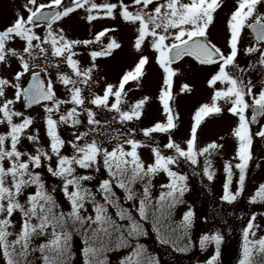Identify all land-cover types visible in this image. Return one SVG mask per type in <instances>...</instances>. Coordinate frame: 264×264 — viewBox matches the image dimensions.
<instances>
[{"label": "rangeland", "instance_id": "374dc122", "mask_svg": "<svg viewBox=\"0 0 264 264\" xmlns=\"http://www.w3.org/2000/svg\"><path fill=\"white\" fill-rule=\"evenodd\" d=\"M92 2L98 7L91 13L87 10L90 5L75 8L66 17H61L56 21L53 26L57 36L62 34L66 39L91 41L88 45L81 44L74 47V51L77 53L74 59L78 61L80 67L82 69L92 68L88 84L77 85L82 88V97L85 100L83 106L72 104L70 92L72 86H65L57 81L58 72L55 67L49 68L50 75L44 77L45 81L52 80L55 98L66 102L62 104L66 108L65 113L57 110L52 114V118L58 122V134L65 141V145L60 148V153L71 157L74 154V149L71 146L73 143L83 146L86 141L91 142L95 138V134H89L80 140L76 139V136L88 132L91 127L88 125L87 113L83 111L84 108H87L96 114L95 119L99 120L101 125H105L106 132L117 135L116 130H118L119 133H123L122 140L128 137V129L133 130L132 135L140 144L136 150L137 155L141 158L145 168L149 165L154 166L156 163L153 149L158 150L166 158L170 157L173 163L163 165L158 172L140 176L133 183L131 192L134 193L135 198L146 199L156 211L149 221L141 222L142 233L135 237H128L127 242L131 246L118 247V239L113 238L109 242L106 237H103V234H98L96 240H89L87 243L82 231H77L76 228L69 226L67 231L70 233L71 239L68 241L65 254L58 256L54 250L45 249L44 255L49 257L50 262L64 260L67 264H89V261L90 264H121L122 260L128 257H131L129 264L136 260H139L140 264H240L241 259L244 258L243 244L248 222L255 219L253 223L258 229L254 230L255 236H249L251 248L249 260L250 264H258L264 258V252L260 251L258 243L261 238H264V198H261V190L264 189V139L258 135L261 130H264V116L260 117L256 127L249 126V133L253 140L250 149L252 159L249 161L243 180H241L240 172L236 169V163L239 162L236 157L239 141L234 132L238 127L239 118L228 111L232 106L230 102L217 101L218 106L221 107V113L207 117L198 128L200 142L198 148H194L195 163L186 156H181L180 151H187V139L191 138V123L195 111L205 103L211 105V98L215 91L226 90L227 87L226 84L219 82L212 86L208 84L211 76L218 74L219 64L200 65L189 58H184L172 65L176 74L172 78L173 99L169 103L177 117V127L167 133H153L154 140L143 137L144 129L153 127L156 123H166L167 120L159 101V93L164 89V73L157 62L159 54L150 46L151 37H146L147 42L142 43L141 48L137 50L135 40L138 38L139 21H125L120 13L127 10L132 13L143 12L155 15V8L166 4L168 0H152L147 7L143 3L137 5L135 0L125 6L120 5L119 0H92ZM181 2L190 3L191 0H181ZM219 2L221 7L213 13V23L209 25L210 42L227 55L230 54L228 44L230 31L227 29V22L232 12L238 7L239 0H219ZM106 3L116 5L111 16L105 9L99 7ZM42 5L43 7H41ZM64 6H74L73 0H61L59 7L62 11ZM52 7H55L52 0H35V4H29L28 0H0V31L12 26L18 18L27 21V17L31 15L29 9L35 11L36 8ZM259 11L264 13V4L259 5ZM89 14L96 18L89 21L87 19ZM157 22L159 23L160 20L158 19ZM26 26L30 27L32 33L39 36L41 41L48 31L44 27ZM151 27L152 25H149L150 29ZM156 31L158 34L171 36L178 30L169 29L168 33H165L161 28ZM100 32H104V35L97 41L96 36ZM242 36L243 40L238 41V55L234 61L238 68L229 65L226 66L225 71L234 77L243 78L245 82L250 80L255 86L253 94L258 99L259 92L264 90V65L257 63L259 52L251 55L245 54V49L254 45L246 27L242 29ZM111 40H115L120 47L113 49L110 55L97 57L93 60L90 52L104 51ZM41 41H33V44ZM170 42L171 40L165 41V43ZM25 46L26 42L19 37L10 39L6 43V47L15 50L19 55L9 56L7 62H0V78L9 81V85L5 87V95L7 99L16 101L9 107L17 111L22 110V97L17 98V90L11 85L15 83V77L22 72L19 56L28 58L27 53L23 52ZM42 47L48 49L47 54L51 58L50 44H42ZM32 51L35 54L38 49H32ZM142 57H147L149 61L145 65V74L140 78L139 84L136 81H130L125 85L126 95L122 94L120 107L122 110L130 111L132 104L145 97L148 99L145 107L141 110L140 120L126 122V125H122L118 122L119 114L115 110H109L111 103L115 102L114 95H110L107 108L92 105L90 100L95 95L103 96L108 85H112L114 91L117 90L123 75L134 70L135 65ZM52 59L53 63H56L59 58ZM39 63L43 65V59ZM250 64H254L255 67H250ZM239 69H243V72ZM60 72L72 75L71 70L67 68L66 61L62 63ZM29 75V73L22 75L21 86L24 85ZM184 85H187L191 91L183 92ZM245 103L251 105L253 97L246 96ZM2 104L3 98H0V105ZM47 106L56 107L55 104ZM72 107L77 108L78 116L84 122L83 128H73L69 121L59 123L60 115H66ZM23 113L25 116L33 118L34 123L25 132L30 131L33 135L38 134V143L34 145L25 137L22 140V146L18 147L30 154H35L36 147H40L50 154V139L47 137L45 123L47 114L44 111V105ZM249 116L248 108L245 110L246 120H249ZM113 117H116L115 121H113ZM0 119H2V114H0ZM13 119L16 123L22 122L21 117ZM106 121L111 122V127L105 124ZM7 131L6 123L0 125V134H6ZM170 138L176 147H166ZM99 139L105 141V147L109 151L115 146V141L108 143L106 137H99ZM208 143H219L220 147L201 154V149L207 147ZM8 144L10 148V141ZM124 148L125 151L131 150L130 145L125 144ZM22 159L26 161L27 157ZM50 164L55 168V156H52ZM98 164H100L98 170L75 167L77 177H88L82 182L84 188L89 190L95 201L103 203L99 186L109 178V173L103 166L102 159L98 160ZM48 166L49 162L46 161L44 166L33 169L39 174V185L37 187L31 185L27 194L34 195L36 191H40L41 194L47 195L52 206L69 212L71 205L64 195V178L54 176L48 171ZM164 167L177 176L183 177L181 189L171 196L168 195L172 191L168 187L171 180L167 172L163 170ZM226 184L228 191L235 197L230 203L224 200ZM113 189L123 207L129 209L139 220V200L133 206L131 201L125 200L128 193L123 188H116L113 185ZM25 200L26 195L20 198L21 203H24ZM85 207L87 212L83 214L85 216L92 215L94 218L95 213L92 210V205L86 203ZM248 207H251L252 215L249 214ZM116 211V208L109 207L113 219L119 222V218L115 215ZM189 213L191 215L186 220L185 217ZM22 216V212L15 211L13 213V216L9 218L13 227L9 228V231L19 233L23 224ZM120 223H124L127 227V221ZM92 227L98 226L93 225ZM48 232V236L33 237L30 240V248L38 247L41 243L46 244L51 239V229ZM206 237L207 239H205ZM213 237L219 239L215 240ZM9 239L14 240L16 236ZM227 240L231 241V246L225 250ZM86 247L96 251H90L87 256L84 253ZM28 260L32 264H44L40 251L30 252ZM0 264H7L3 246H0Z\"/></svg>", "mask_w": 264, "mask_h": 264}, {"label": "snow or ice", "instance_id": "6c2138e0", "mask_svg": "<svg viewBox=\"0 0 264 264\" xmlns=\"http://www.w3.org/2000/svg\"><path fill=\"white\" fill-rule=\"evenodd\" d=\"M152 0H135L137 5L143 3L147 7ZM29 4H35V0H28ZM54 6H61V0H52ZM264 4V0H239L238 7L232 12L230 19L227 22V29L230 31V54L225 53L210 42L209 25L213 23V13L221 7L219 0H191L190 3H182L181 0H168L166 4H161L155 8V15L136 12L132 13L127 10L122 11L125 21H139L138 38L135 40V48L139 50L141 44L147 42L146 37H151L150 46L159 54L157 62L160 68L163 69V85L164 89L159 93V101L163 107V112L167 117L166 123H156L153 127H148L143 130V137L151 138L153 133H167L177 127V117L170 107V101L173 99L172 87L173 76L176 74L172 68L177 61H182L185 57H191L198 61L200 65H217L219 64L218 74L212 75L208 81L210 86L226 84V90H217L212 96V103L203 104L195 111L191 123V138L187 139V151H180L181 156H186L193 163L196 160V153L194 148H198L200 138L198 128L201 127L202 122L209 116L221 113V107L218 106L217 101L223 100L226 103L230 102L231 107L228 111L239 118L238 127H236L234 135L239 141V147L236 151L238 163L236 169L240 172L241 180L248 167L249 161L252 159L251 146L253 140L249 133V124H255L258 116H264V90L259 92V98L256 99L253 94L255 87L249 80L244 81L243 78L234 77L225 71L226 66L231 65L233 68H238L234 63L238 55V41L243 40L242 29L245 27L250 29L254 34L255 44L245 49L246 55H251L259 52L258 64L264 65V13L259 11V5ZM74 6H64L63 11L56 10L53 7L50 11L41 13L40 8H36L27 17V21L22 18L15 20L12 26L7 27L6 30L0 31V62H7L9 56L16 57L19 54L15 50L8 49L6 43L10 39L19 37L26 42L23 52L27 53L28 58L19 56L22 72L15 77V83L11 86L17 90V98L22 97L25 106L31 108L34 105H41V102L52 101L56 105L55 108L44 105L46 116V132L50 139L51 153L36 147L35 154H30L27 151H22V140L26 137L29 142L34 145L38 143V134L33 135L29 131V126L34 123L33 118L25 116L23 110H13L10 105H14L16 101L7 99L5 95V87L9 85V81L0 78V98H3V104L0 105V125L7 124L8 131L6 134H0V246L4 247V255L7 264H32L28 260L30 252L40 251L44 260V264H67L64 260H56L50 262L49 257L44 255L45 249L54 250L58 256H63L68 246V241L71 239L70 233L67 231L68 227H74L77 231H82L85 240H96L98 234H103L110 242L113 238L118 239V247L131 246L128 244V237H135L137 234L143 232L141 225L142 221H149L156 209L150 206L146 199L135 198L134 193L131 192L133 183L145 174H152L158 172L165 164H172V159L161 155L156 149L153 152L156 156V163L154 166H147L142 163L141 158L137 155V148L140 146L139 142L133 137L132 129H128V137L123 140V133L117 131V135H112L104 130L105 125L95 119V113L92 110L84 108L83 111L87 113L88 117V132L81 133L76 136L77 140L87 137L89 134H95V138L91 142H85L83 146L73 143L71 146L74 149V154L69 157L60 153V148L65 145V141L61 139L58 134V122L52 118V114L56 112L60 105L66 103L55 98L54 85L51 79L45 81L44 77L49 76L48 69L55 67L57 69V81L65 86L71 85V102L76 106H83L85 100L82 97V88L77 86L81 84H88L92 68L82 69L78 61L74 59L77 53L74 47L77 45H88L91 41H80L66 39L64 35L57 36L54 32V23L60 20L61 17H66L73 12L75 8H82L85 5H90L87 9L89 13L96 9L97 4L92 0H73ZM43 7V5L41 6ZM99 7L105 9L109 16L112 15L113 9L116 5L103 4ZM162 10L163 13H162ZM146 17V18H145ZM96 17L89 14L87 19L94 20ZM160 20L158 23L157 20ZM47 22V33L45 38H41L32 33V29L26 25H34L35 22ZM149 25H152L151 29ZM188 26V27H185ZM163 29L168 33L169 29H177L174 34L161 35L157 33V29ZM104 32H100L96 36L99 41ZM166 40H171L170 43H165ZM33 41H41L33 44ZM42 44L51 46V58L48 56V49L42 47ZM120 45L111 40L107 44L104 51H91L90 56L93 60L97 57L110 55L113 49L119 48ZM32 49H38V52L33 53ZM52 58H59L56 63H53ZM43 59L42 65L39 61ZM66 61L67 68L71 70V74L67 72H60L61 65ZM147 57H142L135 65L134 70L128 71L123 75L119 81V87L114 91L112 85H108L104 90L103 96L95 95L90 100L92 105L97 107H108L110 95L115 96V102L111 103L110 111L115 110L119 114L118 122L126 125V122L139 121L141 118V110L145 107L147 97L140 99L138 102L132 104L131 110H122L121 97L125 94V85L130 81L140 82V78L145 74V65L148 63ZM250 67H255L250 64ZM243 72V69H239ZM24 73L30 74V82L27 87H22L20 80ZM75 78H72V77ZM183 92L191 91V89L184 85ZM252 96L253 103L251 105L245 103V97ZM249 107L253 108V114L250 121L246 120L245 110ZM258 110V111H257ZM79 113L76 107H72L67 111V114H61L59 123H67L71 120L72 124L78 125ZM14 117H21L22 122H14ZM116 117H113V121ZM176 121V122H174ZM105 124L111 127V122L106 121ZM202 130V128H201ZM259 137L264 139V130L258 133ZM99 137H106L108 143L115 141V146L109 151L105 147V141ZM10 141V148L8 142ZM130 145L131 150L125 151L124 145ZM167 148H174L176 145L170 138ZM220 147L219 143H208L207 147L201 149V154L211 152ZM27 157L25 161L23 157ZM52 156L56 157V166L53 168L50 164ZM131 159H128V158ZM102 159L103 166L109 173V178L104 180L99 186V192L103 198V203L94 200V196L90 194L89 190L83 186V180L88 179L87 176L77 177L76 167L79 169H95L98 170V160ZM49 162L48 171L56 177L64 178L63 191L67 201L71 205L69 212H64L51 205L47 195L36 191L35 194H27L31 185L37 187L39 185V174L33 169H39L44 166L45 162ZM170 177L171 183L168 187L172 189L168 193L171 196L174 192L181 189L183 177L177 176L175 173L168 170L167 167L163 169ZM226 171L228 169L226 168ZM206 174H209L206 172ZM210 175V174H209ZM113 185L118 188H123L126 193V201H131L133 206L139 200L138 216L123 207L120 199L115 195ZM26 195L24 203L20 202V198ZM234 195L228 191V185H225L224 200L231 202ZM261 198H264V189L261 190ZM163 200L164 197L162 196ZM86 203L92 205V210L95 213L85 216L83 213L87 212ZM109 207L116 208L115 215L119 218V222L113 219L109 212ZM15 211L22 212L23 224L19 233L9 231L13 227L11 218ZM189 213L185 219L190 216ZM255 219L248 222L244 244L243 256L240 264H250L249 256L251 254L249 236H255V229H258ZM127 221V227L124 222ZM93 225L98 227L93 228ZM78 226V227H77ZM51 229V239L46 244L41 243L38 247L30 248V240L33 237L48 236V230ZM127 234V235H126ZM16 239H9L12 236ZM207 239V237L205 238ZM218 240V237H213ZM63 241V244H62ZM203 243V241H202ZM260 251L264 252V238L258 241ZM138 247V246H137ZM95 252V249L86 247L84 253L89 256V252ZM136 254V253H134ZM12 257V258H9ZM14 258V259H13ZM215 259V258H213ZM131 257L122 260L121 264H129ZM90 264V261H89ZM132 264H140L139 260L132 261ZM264 264V258L258 262Z\"/></svg>", "mask_w": 264, "mask_h": 264}, {"label": "water", "instance_id": "95a60500", "mask_svg": "<svg viewBox=\"0 0 264 264\" xmlns=\"http://www.w3.org/2000/svg\"><path fill=\"white\" fill-rule=\"evenodd\" d=\"M123 3H128V2H130V0H121ZM51 9H44V10H40L41 11V13H45V12H48V11H50ZM56 10H59L60 11V9L59 8H56ZM35 24H44V25H47V22L46 21H43V22H35ZM250 30V29H249ZM251 32V31H250ZM253 35V38H254V34H252ZM254 40H255V38H254ZM29 82H30V77L28 78V80H27V82H26V84H25V86L24 87H27L28 86V84H29ZM50 102H52V101H47V102H44V101H42L41 103H50ZM34 106H37V105H34ZM34 106H32V107H34ZM31 107V108H32ZM60 108L61 109H63L61 106H60ZM23 110L24 111H28L29 110V108H27L26 106H25V103L23 104ZM253 108L251 107V117H250V120H251V118H252V114H253ZM258 111V110H257ZM259 117L260 116H258L257 117V122H258V119H259ZM78 119L80 120V123L78 124V125H73L72 124V122H71V120H70V123H71V125L72 126H74V127H82L83 126V122H82V120L78 117ZM257 122L255 123V124H251L250 123V125L251 126H255L256 124H257Z\"/></svg>", "mask_w": 264, "mask_h": 264}, {"label": "trees", "instance_id": "16d2710c", "mask_svg": "<svg viewBox=\"0 0 264 264\" xmlns=\"http://www.w3.org/2000/svg\"><path fill=\"white\" fill-rule=\"evenodd\" d=\"M248 212H249L250 215H252L251 207H248ZM223 241H224V239H223ZM230 246H231V241L230 240H227V242L225 243V248H226L225 250H228Z\"/></svg>", "mask_w": 264, "mask_h": 264}]
</instances>
